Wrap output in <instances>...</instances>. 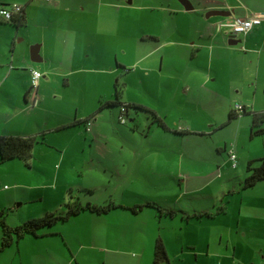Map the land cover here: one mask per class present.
I'll use <instances>...</instances> for the list:
<instances>
[{
    "label": "crops",
    "instance_id": "obj_1",
    "mask_svg": "<svg viewBox=\"0 0 264 264\" xmlns=\"http://www.w3.org/2000/svg\"><path fill=\"white\" fill-rule=\"evenodd\" d=\"M12 3L22 5L25 22L5 23L8 21L0 17V63L4 65L0 69V94L4 98L14 92H18L24 102L33 98L30 84V70L33 68L42 74L38 86L48 83L53 76L67 80L73 71L112 74L106 66L102 67L105 61L103 51H108L116 52V58L118 52L135 56L130 64H142L143 77L152 73L157 76L161 89L152 95L155 99L163 97L175 105L182 99L192 98V95L198 96L197 99L211 96L221 98L227 101L224 103L227 116L236 103H241L248 110H264V73L260 74L264 54V19L246 34L233 37L237 42L241 37L244 42V45L234 47L231 46L234 43L228 42L230 37L216 26L221 18L210 19L205 16L209 9L231 10L234 13L230 5L192 4V8L187 10L179 0H0V6ZM113 10L118 16H111ZM132 10L143 12V16L135 17ZM254 12H264V9L249 10L241 15ZM102 14L111 17H103L104 23L101 24ZM23 27L30 29L31 34L21 31ZM23 39H26L27 46L32 44L30 49L32 46L37 47V60L28 61L24 45L17 46ZM1 46L12 49L13 57L19 50L24 61L17 62L14 67L6 66L11 53L3 54ZM29 56L31 58L30 50ZM70 65L73 67L68 68ZM224 77H227L226 86L220 88L216 80ZM198 88H206L208 93L199 97ZM104 102L85 115L63 111L59 115L61 119L52 125L50 131L70 132L66 128L75 125L77 121L86 120L82 122L89 132L83 135L81 150L84 154L88 148L91 149L95 140L101 138L95 115ZM6 104H10L9 98L7 102H0V108H5ZM194 104L199 105L197 101ZM149 106L157 110L156 106ZM158 115L168 129L148 121V131L143 134L145 138L151 133L168 135V138L181 134L177 130L184 128L175 125L181 117L168 120L167 114ZM91 118L92 128L87 129V120L90 126ZM6 119H0V134L24 133L21 126L7 129L9 125ZM190 127L195 128L192 125ZM194 130L200 129L197 127ZM128 131L132 135L138 132L135 128ZM70 137L75 136L65 139ZM64 147L69 149L70 145ZM115 150L106 145L97 154L98 157L102 152H108L114 157H117L116 153L128 154L133 159V166L138 160V165L134 166L138 173L146 176L163 174L157 170L158 162L163 160L162 164H165L170 160L161 158V155L175 152L172 147L164 144L118 147ZM92 154L89 155L90 160H93ZM83 157L88 159L87 155ZM144 160L146 165L143 164ZM86 170L84 178L74 177L62 183L55 192L58 201L54 202V207L59 206L57 208L65 210V202L71 197H77L82 203L105 204L112 201L124 206L151 201L115 199L109 189L104 188L111 184V176L115 171L110 168V173L103 171L109 176H103L97 171ZM153 179L158 181L155 176ZM20 200L23 202V199ZM22 202L16 204V218L21 216L18 209ZM181 206L178 210L183 217L175 231L181 249H197L200 242L209 251L215 242L217 227L214 219H219L221 214L215 216L209 202ZM162 208L172 209L166 204ZM151 209L156 208L144 206L138 211H132L126 207H114L104 213L82 210L65 221L36 230V234L27 233L14 240L0 250V264H152L153 245L157 236L162 238L169 253V237L162 231L161 222L162 217L167 219L170 215L165 211L157 214ZM8 217L5 219L9 225L19 224L20 221L11 223ZM20 218L18 220L26 217Z\"/></svg>",
    "mask_w": 264,
    "mask_h": 264
},
{
    "label": "rangeland",
    "instance_id": "obj_2",
    "mask_svg": "<svg viewBox=\"0 0 264 264\" xmlns=\"http://www.w3.org/2000/svg\"><path fill=\"white\" fill-rule=\"evenodd\" d=\"M189 1L197 6L230 5L235 15H241L249 10L264 9V0ZM131 13L135 17L143 16V12L139 10H132ZM111 16L118 14L113 10ZM111 16L102 14L100 23H104L103 17ZM222 17L227 16H209L210 19ZM22 30L31 34L30 29L23 27ZM238 39L240 41L231 46L244 45L243 39L241 37ZM21 44L24 45L28 61L31 60L29 50L32 44L27 46L26 39L18 42L17 46ZM1 51L5 55L11 53V58L5 63L6 66L14 67L17 62L24 61L19 50L14 57L10 48L1 46ZM118 53L116 58V52L103 51L105 61L102 67L106 66L112 74L73 71L69 73L67 80L53 76L48 83L37 86L36 90H32L33 98H29L27 102L19 97L18 92L7 96L10 104L0 108V119L7 118L6 123L9 125L7 129L21 126L24 132L21 134L36 135L38 141L33 147L29 164L17 157L0 160V208L5 210V218L9 216L8 220L11 223L15 221L21 223L46 212L62 211L63 208L54 207L53 204L58 201L55 192L65 180L74 177L84 178L86 169L109 176L103 171L110 173L112 168V171H115L111 176L112 182L104 188H108L115 199L151 200L159 205L162 213L164 204L172 207L170 209L173 213H166L170 216H167V219L162 217L161 222L163 224L161 229L169 237L170 242L168 264H264V179L252 186L242 187L247 175L248 161L255 160L256 164L258 158L264 156V121L253 126L250 109L247 113H240L227 120V112L224 113L226 107L224 103L227 101L212 96L197 99L198 96L192 95V98L182 99L175 105L173 101L169 102L163 97L155 99L154 93L161 89L157 76L152 73L143 77L142 64H130L135 56ZM3 66L0 63V69ZM118 66L120 68H117ZM263 73L264 54L260 67V74ZM216 82L220 88L225 87L227 77L219 78ZM198 90L199 97L203 93H208L206 88ZM116 96L120 103L128 106L124 113L126 121L123 123L119 121L120 104H102L95 115L96 127L100 128L101 138L95 140L91 149L88 148L84 154L81 150L84 144L83 135L89 132L85 130L82 122H76L75 125L66 128L70 132L50 131L52 125L61 119L59 115H62L63 111L85 115L96 110L104 101L115 100ZM7 97L4 98L3 94H0V102H7ZM196 101L199 105L194 104ZM132 104H142L157 114H167L168 120L181 117L175 125H180L184 129L180 130L181 134L174 137L168 138V135L159 136L151 133L145 138L143 134L148 131L147 122L153 121V116ZM150 104L156 106L157 110L149 106ZM92 122L91 118L89 129L92 128ZM190 125L200 130H194L195 128H191ZM133 128L138 131L134 135L128 131ZM258 128H262V131L258 132ZM68 136L75 137L65 139ZM85 143L89 146L88 142ZM148 144H164L175 151L174 154L161 155V158L170 160L165 164H162L163 160H159L157 170L163 174L146 176L144 173H138L134 167L138 165V160L133 166L131 164L133 159L125 153H116L117 157L108 152H102L99 157L97 154L101 147L106 145L117 151L118 147ZM65 145H70L69 149H65ZM60 150L63 152L60 153ZM229 150L233 153V158H230ZM91 153L93 160L89 158ZM84 155H87L88 159L85 160ZM143 164H147L146 160ZM154 176L158 181L153 179ZM21 202L18 209L20 217L26 218L18 220L21 218H16L15 210L16 204ZM196 202L197 204L209 202L215 216L221 214L219 219L218 217L214 219L216 220L214 225L217 227L215 242L209 251H206L200 242L197 249L182 250L176 239L175 231L183 217L178 209L182 207L181 205L189 207ZM219 207H222V210L217 211ZM151 210L157 214L161 213L157 209ZM220 219L221 221H218Z\"/></svg>",
    "mask_w": 264,
    "mask_h": 264
},
{
    "label": "trees",
    "instance_id": "obj_3",
    "mask_svg": "<svg viewBox=\"0 0 264 264\" xmlns=\"http://www.w3.org/2000/svg\"><path fill=\"white\" fill-rule=\"evenodd\" d=\"M6 21H14L15 24H20L25 22V15L23 12V8L20 12L14 14L10 20ZM118 91H116V94ZM117 103L125 106L126 104L120 103L118 100V96L115 97V100H107L104 104H112ZM137 108L147 111L152 115V120L158 125H160L164 129H168L167 125L163 121L162 117H160L154 110H150L146 108L142 104H132ZM119 106V107H120ZM249 112L247 107H244V110L241 113ZM252 112V124L258 125L260 122L264 121V110L262 111H254ZM238 115L233 110L228 113L227 120H230L232 117ZM84 120L77 121L78 123L83 122ZM86 121V120H85ZM84 121V122H85ZM88 121V120H87ZM176 131V130H175ZM180 131V130H177ZM262 131V128H258L257 130ZM38 141L36 135L31 134H0V160L4 161L10 158H20L25 161L26 164H29L28 161L32 156V150L35 143ZM255 160H250L247 163V175L243 181V188L254 185L261 179H264V156L258 158V163L254 164ZM144 206H153L158 211H162L159 205L154 202L147 201L145 203H138L129 206H124L122 204H116L112 201H108L105 204H94L91 202L82 203L77 197H71L68 201L65 202V210L59 212H46L45 214L37 217L28 218L21 223L11 226L5 221V210L0 208V229H1V238H0V250L9 246L14 240L22 237L27 233L36 234V230L44 227H49L55 224L58 221H65L70 216L82 211L88 210L90 212L96 213H104L114 207H126L131 209L132 211H138ZM219 210H222V207H219ZM166 213H173V210L167 209L164 210ZM207 214V212H205ZM199 215H201L199 213ZM168 264V254L165 247V244L160 236H157L154 245H153V256H152V264Z\"/></svg>",
    "mask_w": 264,
    "mask_h": 264
},
{
    "label": "built area",
    "instance_id": "obj_4",
    "mask_svg": "<svg viewBox=\"0 0 264 264\" xmlns=\"http://www.w3.org/2000/svg\"><path fill=\"white\" fill-rule=\"evenodd\" d=\"M22 10V5L19 3H12L10 5L0 6V17L3 20H10L12 16ZM264 19V12H254L248 15H235L230 13L227 17H222L216 22L218 29L223 30V32L230 38L237 37L239 35L246 34L250 29L259 25ZM30 84L32 90H36L38 86L39 79L41 77V72L35 68L30 70ZM241 103H236L234 105L233 111L236 113H241L244 110ZM119 121L125 122L124 113L126 112V107L121 105L119 107ZM89 123L87 121V129H89ZM230 158H233V153L229 150Z\"/></svg>",
    "mask_w": 264,
    "mask_h": 264
},
{
    "label": "water",
    "instance_id": "obj_5",
    "mask_svg": "<svg viewBox=\"0 0 264 264\" xmlns=\"http://www.w3.org/2000/svg\"><path fill=\"white\" fill-rule=\"evenodd\" d=\"M179 2L183 5V7L185 9H191L192 8V4L189 0H179ZM231 10H223V9H209L205 12V16L209 17L212 15H221V16H227L231 13ZM229 43H236L237 41L233 38H230L228 40ZM37 53V47L32 46L30 49V54H31V59L33 60H37V58H35V54Z\"/></svg>",
    "mask_w": 264,
    "mask_h": 264
}]
</instances>
